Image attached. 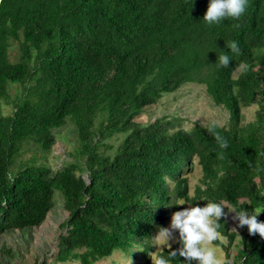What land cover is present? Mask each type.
Instances as JSON below:
<instances>
[{
    "label": "trees",
    "instance_id": "obj_1",
    "mask_svg": "<svg viewBox=\"0 0 264 264\" xmlns=\"http://www.w3.org/2000/svg\"><path fill=\"white\" fill-rule=\"evenodd\" d=\"M208 3L0 0V234L41 225L59 192L67 216L54 264H94L116 250L148 263L159 228L183 207L178 200L225 202L219 231L227 244L215 245L231 264H264V239L238 221L232 227L228 207L250 214L264 207V0H249L239 20L213 25L203 20ZM231 41L239 54L227 47ZM222 53L227 67L218 66ZM186 83L203 84L227 111L228 123L215 129L227 148L210 125L173 131L165 117L136 121ZM3 104L11 113H2ZM251 104L254 118L242 124V108ZM67 122L80 159L53 169L46 158ZM117 134L123 139L114 155L101 151ZM194 158L201 176L190 195ZM257 219L264 221V211Z\"/></svg>",
    "mask_w": 264,
    "mask_h": 264
},
{
    "label": "rangeland",
    "instance_id": "obj_2",
    "mask_svg": "<svg viewBox=\"0 0 264 264\" xmlns=\"http://www.w3.org/2000/svg\"><path fill=\"white\" fill-rule=\"evenodd\" d=\"M16 51L17 45L14 43L9 48V57L11 60L16 58ZM238 71L236 70L234 72V77L237 76ZM256 109V104L242 108V124L250 122L254 118ZM1 111L3 114H9L12 108L10 105L3 104ZM161 117L173 120V131L177 129L188 130L194 124L210 125L212 122H215L218 126H224L228 123V113L225 108L215 105L207 95L205 86L198 83H186L174 92L163 94L157 103L145 107L144 112L135 119L145 124ZM55 134L57 140L47 155L46 162L53 169H57L65 163L80 159V155L77 152L78 144H76L74 125L71 122H67L64 126L57 129ZM122 139V134L105 139L100 150L109 155H114ZM82 176L84 178L87 177L85 171H82ZM186 176L188 179L189 194L193 195L194 187L201 176L200 167L197 164L196 158L193 159V168L186 173ZM54 201V206L49 210L45 220L38 227L33 229L24 228L19 231L10 230L7 233L0 234V247L4 245L5 248L11 251V256H8L0 250V264H38L41 260L54 264L53 253L55 252L57 236L60 233L59 224L67 216V211L63 207V199L59 192L55 193ZM181 201L183 200H178L179 203ZM223 204L227 205V203ZM199 205L203 206L201 204ZM187 206L183 205V207ZM230 209L231 207H229ZM229 213L231 225L235 227V223L237 222L234 219L235 214L231 211ZM171 214H169L166 227L170 224ZM20 231L26 232L21 233ZM173 235L178 236V233L174 231ZM155 243L156 239L154 238L153 244ZM169 243L173 244L174 241H169ZM216 247L218 257L225 258L222 248L219 246ZM155 250L157 252L161 251L159 248L156 249L154 245L151 252ZM119 251L116 250L110 258L95 262L94 264H151V258L148 263L142 259L132 261L127 254ZM234 252L235 248L233 247L230 249V253L233 254ZM143 258L145 259V257ZM76 262L66 261L59 264H77Z\"/></svg>",
    "mask_w": 264,
    "mask_h": 264
},
{
    "label": "clouds",
    "instance_id": "obj_3",
    "mask_svg": "<svg viewBox=\"0 0 264 264\" xmlns=\"http://www.w3.org/2000/svg\"><path fill=\"white\" fill-rule=\"evenodd\" d=\"M248 6L249 0H209L203 20L208 25L219 24L227 18L239 20ZM239 26V24L235 25V27ZM227 47L233 53L239 54L240 49L235 41H231ZM218 60L220 67H227L231 61L224 53L218 57ZM239 67L241 72H246L248 69L246 63ZM216 127V123L212 122L208 129L209 133L213 135L221 149L227 148V139L215 131ZM223 203L208 201L200 206L196 203L181 201L178 205L188 206L173 212L169 226L160 227L155 235L154 245L161 251L155 250L149 254L151 264H172V261L177 258H183L182 264H231V261L218 257L215 246L217 241L227 244V238L219 231L221 218L227 216L225 212L227 205ZM229 211L235 214L234 219L238 221L239 227L246 226L249 235L259 234L264 239V221L257 219L261 211H264V207L258 208L251 214L246 209L237 211L234 207ZM233 230L236 232L235 228ZM174 231L178 233V236L173 235ZM169 241L178 243L179 247L173 249ZM165 247L169 253L167 257L163 255Z\"/></svg>",
    "mask_w": 264,
    "mask_h": 264
}]
</instances>
